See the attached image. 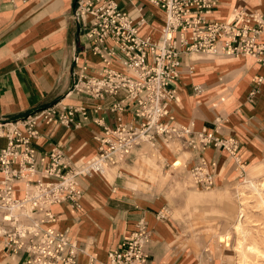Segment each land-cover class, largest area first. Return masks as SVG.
<instances>
[{
	"label": "crops",
	"instance_id": "0c3cea01",
	"mask_svg": "<svg viewBox=\"0 0 264 264\" xmlns=\"http://www.w3.org/2000/svg\"><path fill=\"white\" fill-rule=\"evenodd\" d=\"M78 1L84 0H0V122L17 124L26 134L20 121L42 108L59 101L84 106L86 119L76 113L75 122L70 125L57 119L39 122V136L32 140L39 156L59 146L73 161L94 156L98 150L97 137L115 128L118 117L125 123L131 122L128 110L122 113L108 110L110 99L95 100L68 93L71 71L84 64L95 74L105 64L90 52L89 44L78 33L72 18ZM115 1L137 23L141 37H159L165 22L160 8L146 0ZM237 9L264 15V0H220L207 18L231 22ZM109 66L123 70L116 62ZM179 70L169 112L174 120L192 123L196 129L216 128L224 137L234 136L239 141L241 160L245 164L258 160L264 151V64L251 57L206 60L187 55L182 56ZM259 76L261 80L256 81ZM195 85L201 86L200 92L194 90ZM5 144V137L0 136V148ZM170 144L176 147L175 151ZM151 145L158 153L155 150L150 155L155 157L157 153L161 158L162 171L171 162L175 165L182 153L188 154L183 168L171 172L173 181L187 177V168L200 156L216 161L218 186L239 176L231 158L220 149L209 147L198 153L160 138ZM141 146L135 147L126 160L108 167L103 175L79 177L82 192L79 206L68 201L51 206L56 215L54 226L67 231L81 249L76 264H85L89 257L106 260L108 251L119 249L139 221L147 222L151 232L146 264H191L193 258L199 260L198 264H205L204 256L192 254L188 248L184 251L175 240L179 232L168 216V209L177 195H168L172 201L169 202L163 191H157L154 182L132 177L129 167L134 162L135 150ZM156 172L149 174L158 178ZM1 176L0 173V179ZM14 186L15 195L19 196L23 183L16 182ZM26 258L25 252H7L0 234V264H25Z\"/></svg>",
	"mask_w": 264,
	"mask_h": 264
},
{
	"label": "built area",
	"instance_id": "2783aa9c",
	"mask_svg": "<svg viewBox=\"0 0 264 264\" xmlns=\"http://www.w3.org/2000/svg\"><path fill=\"white\" fill-rule=\"evenodd\" d=\"M146 1L165 16L157 39L141 37L137 23L115 0L78 1L74 7L72 18L78 33L105 64L95 74L84 64L74 69L68 93L110 99L109 111L131 113V122L118 117L115 128L97 137L94 156L73 161L59 146L39 156L32 142L39 136V122L57 119L70 125L76 113L88 117L84 106L59 101L42 108L20 121L26 134L17 124L0 122V136L6 139L0 148V234L7 252L27 254L25 264L77 263L81 249L67 231L54 226L56 215L51 206L64 201L79 206V177L103 175L144 142L154 144L160 138L198 153L209 147L220 149L231 158L239 176L245 171L237 138L221 136L216 128L196 129L192 123L176 122L169 112L182 56L251 57L264 64V15L237 9L231 22L209 21L208 15L220 0ZM112 62L123 70L110 67ZM260 80L259 76L256 81ZM194 90L200 92L201 86L195 85ZM187 169L195 188L217 185L216 161L200 156ZM16 182L23 183L19 196L15 195ZM150 241L147 222L139 221L119 249L108 251L106 260L89 257L85 264H146Z\"/></svg>",
	"mask_w": 264,
	"mask_h": 264
},
{
	"label": "rangeland",
	"instance_id": "374dc122",
	"mask_svg": "<svg viewBox=\"0 0 264 264\" xmlns=\"http://www.w3.org/2000/svg\"><path fill=\"white\" fill-rule=\"evenodd\" d=\"M191 56L206 60L221 58L204 53H194ZM169 147L174 151L176 149L172 144ZM155 150L158 153L155 146L142 143L141 149L135 150L134 162L129 170L133 178L140 176L142 180L149 179L151 184L154 182L157 191H163L167 198L168 195H177L168 209V216L179 232L175 240L184 251L188 248L192 254L204 256L205 264H264V151L254 163L247 162L242 176L236 177L231 183L199 189L193 186L189 175L181 181L172 180L171 172L177 173L183 168L187 153L178 157L177 165H172L171 162L162 171L161 158L157 153L155 157L150 155ZM146 170L157 171L158 178H154L153 173L149 174ZM249 181L256 185L263 184L258 187L259 193L246 187ZM148 187L151 188L150 185ZM181 193L184 197H181ZM169 202L172 201L169 199ZM238 220L247 233L242 248L245 256H242L237 244L242 236L240 230L235 228ZM251 244L256 250L247 251L246 246ZM195 263H199L197 258L191 261V264Z\"/></svg>",
	"mask_w": 264,
	"mask_h": 264
},
{
	"label": "bare ground",
	"instance_id": "6f19581e",
	"mask_svg": "<svg viewBox=\"0 0 264 264\" xmlns=\"http://www.w3.org/2000/svg\"><path fill=\"white\" fill-rule=\"evenodd\" d=\"M175 165H177L178 164V161H176L175 163H174ZM263 184L261 183V184H255V183H253V182H251V181H249L248 183H247V185H246V187L247 188H250L252 191H255L254 193H259L258 192V187H260V186H262ZM246 188V189H247ZM259 195V194H258ZM260 196V195H259ZM261 197V196H260ZM262 199V198H261ZM259 200V199H258ZM263 203V202H262ZM264 205V204H263ZM242 223L240 222V220H238V222H237V224H236V229L237 230H240L239 232H240V234L242 235L241 236V238L240 239H238L237 240V244H238V246L241 248V254H242V256H245V253H244V251H243V245L245 244V240H246V236H247V233L243 230V228H242ZM246 250L247 251H253V250H256V247L254 246V245H247L246 246Z\"/></svg>",
	"mask_w": 264,
	"mask_h": 264
},
{
	"label": "water",
	"instance_id": "95a60500",
	"mask_svg": "<svg viewBox=\"0 0 264 264\" xmlns=\"http://www.w3.org/2000/svg\"><path fill=\"white\" fill-rule=\"evenodd\" d=\"M71 78H72V84H71V87H72V85H73V83H74L73 71H71ZM70 89H71V88H70Z\"/></svg>",
	"mask_w": 264,
	"mask_h": 264
}]
</instances>
